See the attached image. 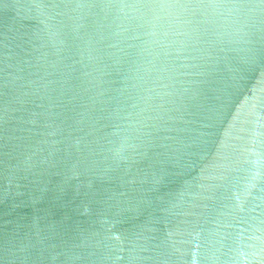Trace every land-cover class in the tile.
I'll return each instance as SVG.
<instances>
[{"label":"water","instance_id":"obj_1","mask_svg":"<svg viewBox=\"0 0 264 264\" xmlns=\"http://www.w3.org/2000/svg\"><path fill=\"white\" fill-rule=\"evenodd\" d=\"M0 264H264V0H0Z\"/></svg>","mask_w":264,"mask_h":264}]
</instances>
